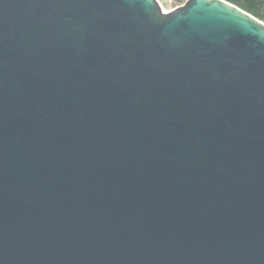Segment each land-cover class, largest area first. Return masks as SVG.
Wrapping results in <instances>:
<instances>
[{"label":"water","instance_id":"95a60500","mask_svg":"<svg viewBox=\"0 0 264 264\" xmlns=\"http://www.w3.org/2000/svg\"><path fill=\"white\" fill-rule=\"evenodd\" d=\"M0 264H264V21L0 0Z\"/></svg>","mask_w":264,"mask_h":264},{"label":"trees","instance_id":"16d2710c","mask_svg":"<svg viewBox=\"0 0 264 264\" xmlns=\"http://www.w3.org/2000/svg\"><path fill=\"white\" fill-rule=\"evenodd\" d=\"M264 21V0H227Z\"/></svg>","mask_w":264,"mask_h":264},{"label":"rangeland","instance_id":"374dc122","mask_svg":"<svg viewBox=\"0 0 264 264\" xmlns=\"http://www.w3.org/2000/svg\"><path fill=\"white\" fill-rule=\"evenodd\" d=\"M165 10H172L178 6L183 5L187 0H159Z\"/></svg>","mask_w":264,"mask_h":264},{"label":"bare ground","instance_id":"6f19581e","mask_svg":"<svg viewBox=\"0 0 264 264\" xmlns=\"http://www.w3.org/2000/svg\"><path fill=\"white\" fill-rule=\"evenodd\" d=\"M159 1V0H158ZM160 2V1H159ZM160 4H161V6H162V8L164 9V6H163V4L160 2ZM164 11H166V12H168V11H170V10H165L164 9Z\"/></svg>","mask_w":264,"mask_h":264}]
</instances>
